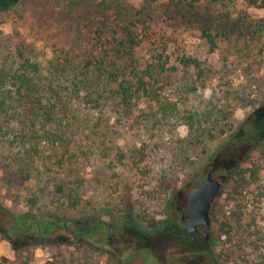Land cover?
<instances>
[{"label":"rangeland","instance_id":"obj_1","mask_svg":"<svg viewBox=\"0 0 264 264\" xmlns=\"http://www.w3.org/2000/svg\"><path fill=\"white\" fill-rule=\"evenodd\" d=\"M256 1V5L234 0L188 8L171 0H18L0 13L3 53L9 57L19 53L24 65L20 70L35 73H51L53 66L63 67L67 57H87L92 53L97 28L119 29L127 18H137L139 30L135 35L144 43L135 53L139 59L151 61L158 53L194 57L208 73L204 87L195 94L180 92L186 68L179 66L164 79L165 92L176 101L181 117L213 108L227 115L218 123L226 135L215 127L213 138L195 141L193 130L177 112L165 117L146 99L125 109L108 90L96 108L75 106L79 110L66 134L74 149L87 154L76 163L52 168L50 174L62 175L65 180L78 178L80 194L85 198L82 209L59 215L72 222L87 218L86 230L98 221L105 223L91 234L88 255L93 264L256 261L245 225L233 231L234 243L229 251L216 237L224 194L210 219L205 244L202 232L196 243L186 245L177 229V225L184 227L188 218L186 195L205 178L212 154L228 143L225 136H230L231 128L238 127L254 108L264 104V0ZM203 31L216 38L214 54H208ZM107 36L110 39L113 34ZM18 63L13 67H19ZM193 73L196 71L187 72L192 82ZM258 160L264 169V153L258 154ZM5 176L0 177V202L9 209L38 210L50 204V184H26L15 170ZM39 188L44 193L37 202L34 195ZM30 247V264H44L57 249L54 244ZM1 257L13 258V248L6 240L0 241ZM225 259L228 262H223Z\"/></svg>","mask_w":264,"mask_h":264},{"label":"trees","instance_id":"obj_2","mask_svg":"<svg viewBox=\"0 0 264 264\" xmlns=\"http://www.w3.org/2000/svg\"><path fill=\"white\" fill-rule=\"evenodd\" d=\"M233 1L171 0L188 8ZM245 1L257 4L256 0ZM17 2L0 0V13ZM124 22L127 23L119 29L97 28L91 54L78 60L67 57L63 67L53 66L51 73L20 70L24 65L19 53L15 57L4 54L0 40V177L6 178L5 173L15 170L19 180L26 184H50L53 189L50 204L44 205L45 209L36 208L37 211L9 209L0 202V241H8L13 248V258L1 257L0 264H30L31 245L52 244L57 249L44 264H93L88 255L91 234L105 223L98 221L91 230H86L87 218L72 222L59 215L82 209L85 198L80 194L78 178L65 180L62 175L50 174L52 168L61 169L66 163H76L86 153H82L83 149H74L66 134L69 125L75 122L76 110H79L76 105L96 108L110 90L125 109H130L135 101L146 99L166 117L177 112V103L168 97L163 81L179 66L186 68L180 92L195 94L200 86L204 87L208 73H204L203 64L197 58L158 53L151 61L139 59L135 53L144 44L142 38L135 35L139 21L132 17ZM109 32L113 34L110 39ZM202 38L208 46V54H214L216 38L206 31L202 32ZM14 63L20 66L14 68ZM191 70L196 71L193 82L187 75ZM177 115L191 127L195 141L213 138L215 127L220 134H227L225 129L218 128L221 119L227 118L224 111L213 108L199 114L191 112L189 117ZM231 129L230 136H225L228 143L222 144L210 157L208 171L213 169L212 174L222 188L211 206L210 219L214 218V209L224 194L221 222L216 229L219 243L229 251L234 243L233 231L238 225H245L252 240L251 247L256 251V261L246 264H264V169L258 160V154L264 153V104L254 108L238 127ZM40 188L34 195L37 202L44 193ZM177 229L186 245L193 244L185 227L177 225ZM203 248L207 250L206 246ZM210 263L219 264L213 259Z\"/></svg>","mask_w":264,"mask_h":264},{"label":"water","instance_id":"obj_3","mask_svg":"<svg viewBox=\"0 0 264 264\" xmlns=\"http://www.w3.org/2000/svg\"><path fill=\"white\" fill-rule=\"evenodd\" d=\"M212 172L213 169L208 171L200 184L191 188L186 195L185 213L188 218L184 227L189 235L198 227L210 226V209L221 190V183L213 178Z\"/></svg>","mask_w":264,"mask_h":264},{"label":"flooded vegetation","instance_id":"obj_4","mask_svg":"<svg viewBox=\"0 0 264 264\" xmlns=\"http://www.w3.org/2000/svg\"><path fill=\"white\" fill-rule=\"evenodd\" d=\"M181 220L182 221H186L184 216H182ZM207 231H208V228L198 227L197 230L194 233H192L191 235H189V234L188 235L190 236L192 242L196 243L197 242V237H199L200 234L203 232V243L205 244L208 241V237H209ZM206 234L208 235L207 237L205 236Z\"/></svg>","mask_w":264,"mask_h":264}]
</instances>
